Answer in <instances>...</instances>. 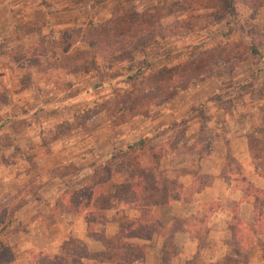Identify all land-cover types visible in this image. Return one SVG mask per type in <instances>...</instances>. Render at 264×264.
I'll return each mask as SVG.
<instances>
[{
    "label": "rangeland",
    "instance_id": "1",
    "mask_svg": "<svg viewBox=\"0 0 264 264\" xmlns=\"http://www.w3.org/2000/svg\"><path fill=\"white\" fill-rule=\"evenodd\" d=\"M4 1L0 0V111L9 119L29 115L31 123L29 136L20 140L27 151H11L0 161V250L8 252L10 264H31L32 255L54 254L68 238L98 250L97 243L83 236L84 219L63 214V193L93 177L106 182L109 166L118 168L121 160L152 167L159 156V176L182 183L206 168L208 154L220 157L227 137L242 130L257 138L249 141L255 156L264 153V0ZM137 5L161 27L187 20L196 28L156 40L145 50L146 67L137 60L106 65L80 39L82 30L89 23L105 22L118 9ZM250 50L259 56L240 57L232 67L235 57ZM10 52L15 55L12 61ZM26 57L34 65L27 66ZM78 58L84 61H78L81 72L71 74L74 68L68 65ZM134 74L145 77L144 86L149 80L165 86L161 82L173 74L175 82L191 79L193 86L169 101L152 104L153 93L149 97L131 88L128 77ZM126 96L130 104L118 106ZM135 108L144 117L131 118ZM118 204L99 228L107 239L115 235L118 217L135 216ZM168 208L158 211L165 223ZM141 245L143 264H164L159 260V237ZM209 255L178 262L203 264ZM162 257L172 264L170 254Z\"/></svg>",
    "mask_w": 264,
    "mask_h": 264
},
{
    "label": "trees",
    "instance_id": "2",
    "mask_svg": "<svg viewBox=\"0 0 264 264\" xmlns=\"http://www.w3.org/2000/svg\"><path fill=\"white\" fill-rule=\"evenodd\" d=\"M222 3L221 5H223ZM153 20L154 18L147 14L142 5L132 6L129 10L121 8L116 10L113 15H110V19L105 22L89 23L86 29L82 30L80 39L86 45L89 44L93 54L102 59V62L106 65L113 62H133L137 60L141 62V67H146L145 50L156 40L188 34L196 28L195 25L187 20L172 26L169 25L166 28L154 24ZM251 54L259 56L255 50H250L248 53L243 52L235 57V63H232V67L240 62V57L245 59L247 56L250 57ZM14 56L13 52L9 53L8 58L10 61L14 59ZM229 56H231L230 53L227 54V57ZM68 59L65 60L68 61ZM25 60L27 66L28 64L34 65L33 63L30 64L27 57ZM80 60L84 62L82 58L70 61L68 67L72 66L74 68L71 74L81 72L78 63ZM42 64H44V61ZM137 76L138 74L135 77H128L131 88L133 87L132 89L139 91L140 94L142 92L148 93L149 97L153 93L149 102L152 104L169 101L175 94L193 86L189 83L191 79L175 82L174 76L176 75L174 74L161 82L165 86L152 83L149 79L146 80V82L149 80V84L144 86L141 84L145 77L138 79ZM127 96L130 97L129 95ZM127 96L125 101H118L117 105H129L130 100ZM5 104L7 102L3 103V105ZM135 110V113L133 112V115H130L131 118L135 116L144 117L138 111V108H135ZM128 112L131 113L132 109H129ZM248 138L250 141L254 139V136ZM176 142L175 138L170 141L169 150L174 149ZM141 144L140 140L137 145ZM128 149L124 150V153L129 152ZM117 154L122 156L123 151H118ZM158 159L159 156L153 161L152 167L141 161L121 160L120 167L109 166V176L106 182H102L98 177H93L81 188L63 193V214L72 215L73 217L83 216L86 238L97 243L100 246V250H90L82 241L68 238L63 241L54 254L38 253L37 255H32L31 264H82L83 262L143 264L144 248L141 242L149 240L154 235L162 241L161 259L159 260L167 264V259L163 258L162 255L170 254L172 258L171 238L176 230L182 228L183 220L176 217L165 223L159 217L158 211L168 205L170 200L178 199L180 195L188 197L195 193L198 190L196 182L202 184L206 178L202 175L197 176L189 184L188 188L182 190V186H179L175 180L162 179L159 176L156 171ZM252 192L255 195L256 202L259 204V207L255 205V225L256 228L263 231L264 196L247 187V193L250 194ZM62 200H60L61 204ZM117 203L133 210L135 217L131 219L118 217L117 232L111 239H107L99 228L105 220V214L115 209ZM57 209H61L60 204ZM242 226L244 228L248 227L236 220H233L230 225L231 230H233L235 244L232 254L234 259L238 261L245 259V254L241 253L246 244L244 235L236 233ZM251 228L253 229V226H249V229ZM195 237L202 240L201 234L196 233ZM6 255H8V252L1 249L0 264H10V259ZM228 260V264H234L233 258Z\"/></svg>",
    "mask_w": 264,
    "mask_h": 264
},
{
    "label": "crops",
    "instance_id": "3",
    "mask_svg": "<svg viewBox=\"0 0 264 264\" xmlns=\"http://www.w3.org/2000/svg\"><path fill=\"white\" fill-rule=\"evenodd\" d=\"M8 19L11 23L16 21L11 15ZM168 118L171 120L170 123L174 122L173 115L170 114ZM30 131L29 115L23 114L9 119L0 111V161L1 157L11 151L17 153L27 151L28 148L23 147L20 140L27 138ZM248 137L243 130L234 133L227 137L228 140L225 141L220 157L213 158L215 152L206 156V161L209 163L206 168L198 170L194 173L196 175L187 177L188 179L182 183L172 178L182 186V190L188 188L197 176L202 175L206 178L202 184L196 182L198 190L195 193L188 197L180 195L178 199L170 200L165 206L170 210L168 222L176 217L183 220L182 228L176 230L171 238L172 264L174 260L176 264H181L180 260L189 262L203 255L204 252H209L210 255L203 260V264H220L221 261L231 258L234 264H264V230L260 231L256 228L254 220L255 205L259 207V204L253 192L247 193L248 187L264 196V162H260L264 159V153L259 151L255 156ZM6 141H11L9 146L4 144ZM17 148L20 150H16ZM172 150L168 151L169 154H172ZM77 217L83 218V216ZM233 220L248 226L246 228L242 226L236 232L244 235L246 243L241 252L245 254L243 261L235 260L232 254L235 244L230 225ZM117 226L116 224L114 234L117 232ZM249 226H253V229H249ZM85 229L83 221V236L87 239ZM196 233L202 235V240L195 237ZM84 263L97 264L92 262L82 264Z\"/></svg>",
    "mask_w": 264,
    "mask_h": 264
}]
</instances>
